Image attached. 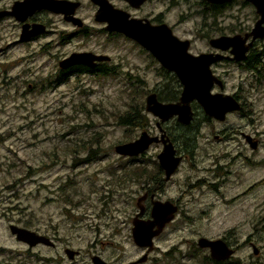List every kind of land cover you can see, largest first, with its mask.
<instances>
[{
    "label": "rangeland",
    "instance_id": "1",
    "mask_svg": "<svg viewBox=\"0 0 264 264\" xmlns=\"http://www.w3.org/2000/svg\"><path fill=\"white\" fill-rule=\"evenodd\" d=\"M13 1L0 0V10ZM71 1L80 2L77 15L92 26L95 10L90 0ZM157 11L172 25L186 6L170 10L167 2L152 3L135 15ZM40 20L73 31L53 14ZM188 31L192 52L204 50L206 44L196 38L193 22L177 33ZM18 35L12 19L0 21V247L17 248L8 222L25 223L32 217L37 226L57 231L72 249L81 251L77 264H90L91 255L108 264L137 260L143 252L133 243L131 221L144 176L156 170L161 145L150 146L136 160L117 155L114 147L134 141L144 130L158 134L154 117L145 111V97L163 84L155 78L158 66L122 37L98 32L91 36L90 31L87 39L75 36L44 53L41 48L55 40L53 35L29 44L18 43ZM81 50L109 56L117 74L81 75L56 84L57 60L51 54L62 58ZM217 72L224 77L222 92H238L251 114L234 113L223 122L205 123L202 109L193 108L197 113L190 129L193 156L165 184L161 199L180 198L181 211L156 239L151 254L156 261L149 264H202L207 252L192 247L200 238H226L237 246L232 264H264V73L259 77L228 66ZM130 106H137L144 117L142 129L117 123ZM164 126L174 144L184 149L187 142L180 135L186 131L175 120ZM238 132L254 137L257 148L251 150ZM68 147L77 151L68 153ZM197 181L217 185L218 191L196 185Z\"/></svg>",
    "mask_w": 264,
    "mask_h": 264
},
{
    "label": "flooded vegetation",
    "instance_id": "2",
    "mask_svg": "<svg viewBox=\"0 0 264 264\" xmlns=\"http://www.w3.org/2000/svg\"><path fill=\"white\" fill-rule=\"evenodd\" d=\"M15 1H22V0H15ZM13 1L12 4L15 2ZM115 10L122 11L125 14H128L129 20H139L142 24L148 23L150 27H158L165 25L171 30V33L174 37H176L179 41L187 42V49L186 52L189 55L192 56H200V55H213V56H219L221 57L219 60L214 61L210 65V70L213 76H215L218 80H220L223 84V90H224V77L223 74L217 72V69L222 66H228V67H236L242 70H245L249 73L255 72L259 77H261L264 73V31L262 32V29H264V22L262 21L264 19V8L259 9L255 4L254 1L257 0H227L220 2L219 0L217 2H210L209 0H145L141 5L137 8L131 6L128 2L125 0H120L121 3H123L122 6H117L113 3L112 0H106ZM77 2V1H74ZM161 2H167L169 3V9H174L175 7H182V5L186 6V12L180 14L178 21L175 24H167L165 15L161 13L160 11L154 12V13H147L142 16L135 15V12H141L142 9H144L147 5H150L152 3L160 4ZM264 2V0H263ZM79 3V7L75 10L73 17L78 20V22L73 21H67L64 19L63 15L50 13L48 11H41L39 13H35L32 17L28 18L26 20V23L30 26L33 24H39L44 27V32L42 34H39L37 36L30 37L26 42H23L24 44H29L31 42H34L36 40H39L41 37L50 36L53 35L55 40L50 44L49 42L45 44L41 51L44 53H49V48L53 45H62L65 43L66 40H71L75 36H80L84 39L89 38L90 31L91 36L92 32H98L101 34H104L108 38H114V37H122L125 40L131 42L134 46H136L141 53L146 54L148 57H151L153 62L158 66V70L155 69V78L159 77V79L163 80V84L158 85L157 87L161 88H155L153 89L146 97H145V107H146V98L150 94H155L157 100L162 103H175L179 100L182 84L179 78L176 76L175 73L168 71L167 69L163 68L161 64L153 57V55L149 52L143 49L140 45H138L135 41L127 38L123 34L117 33V32H110L106 30V23H100L95 20V15L98 10V5L94 4L92 0H90L91 5L94 7V16H93V22L94 24L92 26H89L86 24L85 20L80 18L77 13L78 10L81 9V4ZM12 6V5H11ZM11 6L9 8H4L0 11H8L10 10ZM264 7V6H263ZM230 9H234L232 14H228V11ZM53 14L56 17L59 18L58 21L62 22L65 25L70 26L73 31H70L69 33L65 32V30H59L58 25H52L53 22L45 23V21L40 20V16L46 15V14ZM6 19H12L16 26L19 28V35H18V43L23 44L19 41L21 30H22V23L17 22L14 18L9 16H4L0 18V21L6 20ZM228 20V23L226 21ZM189 21L193 22L195 24V31H196V38L200 40L201 42L206 44V48L201 51L192 52L193 48V41L189 40V31L184 34L180 35L177 33L178 30L184 25H187L189 27ZM259 24V25H258ZM256 25H258V28H260L259 31L252 33L255 29ZM99 26V27H98ZM56 30H55V29ZM188 37H187V36ZM223 37H238V40H235L230 45H223L222 47H215L211 45V41ZM52 41V40H51ZM74 53H90L94 56H104L107 59L104 61H97L93 60L90 65L89 64H74L70 67L66 68H60L59 64L66 58H68L71 54ZM51 56L54 58V60H57V76H56V84L64 83L65 81H68L71 77H79V76H95V77H108L112 76L114 74H117V67H114L113 64H111V58L103 53H98L95 51H75L69 54L67 57L60 58L59 56H55L51 54ZM240 58V59H238ZM259 70V71H258ZM157 71V72H156ZM256 80H258L256 78ZM218 88L216 85H214L212 89V93L214 88ZM219 90V89H218ZM222 90V91H223ZM219 91V92H222ZM223 93V92H222ZM225 94V93H223ZM168 95H172L175 100L166 102L162 101L159 97H166ZM229 95V94H228ZM236 101L239 102L241 105V111L239 112H233L229 113L228 115L237 113L240 116H249L251 114L250 111L246 110V102L243 100V98L239 95V93H233L231 95ZM196 105V103L191 104L193 117L192 121L189 125H182L179 123L176 118H172L170 120H175L177 122V125L183 128L185 131V134L180 135L186 140V145L184 146V149H181L178 147V144L175 143V139L172 138V136L169 134L168 130L165 128V123H161L160 125H157L158 119H155V129L158 132V134H154L148 131H145L148 133L149 136H158L160 137L161 133H165L166 136L170 139V141L173 143L174 148L176 150V156H179L181 158V161L176 169V171L170 176V178L167 180L165 178V172L160 167L158 160L156 163V170L153 175H145V180L143 182V185L141 186L142 193L141 195L136 199V208L137 213L132 218L131 223L133 222L134 218L139 213V206L142 207L143 211L139 215L138 219L142 221H148L151 220V211L153 204L156 202H169L173 207L176 208L175 213L173 214V218L169 223L165 225L162 232L153 239V248L152 250H148V248H139L143 255L140 256L137 260L130 262L135 263L140 259L144 258V261L142 263L137 264H149L151 261L154 262L156 260H153L151 257V254L156 251L155 241L156 239L170 226L176 219V216L181 211V205H180V198L176 200H172L170 198H167L166 200L162 199V194L165 193L164 187L165 184H167L172 177L175 175V173L178 171L181 163L183 161L189 162V158L193 156V151L195 148L194 139H190L193 134H190V129L194 125V122L196 121L197 113L193 110V108ZM195 109V108H194ZM201 109V108H200ZM146 111V110H145ZM148 113V112H146ZM149 114V113H148ZM201 117L203 118L204 122H211L216 121L212 118H209L202 110L200 111ZM151 115V114H150ZM142 116V114H141ZM152 116V115H151ZM153 117V116H152ZM225 117V119H226ZM219 122V121H217ZM238 135L243 138V140L246 142L248 147L251 150L250 143L247 141L246 136H249L252 138L253 141H256L254 137L251 135L244 134L242 132H238ZM193 142V143H192ZM257 142V141H256ZM190 143V144H189ZM156 145V144H153ZM157 145H161L162 150V144L157 143ZM152 146V145H151ZM161 152V151H160ZM146 153V152H145ZM145 153L137 156V157H125L131 160H136L138 157L143 156ZM157 159V157H156ZM246 162H251L247 157L244 159ZM217 171H222L221 167L217 168ZM142 176V175H141ZM139 176V178H141ZM196 185H207L208 187H211L212 190L217 192V185L212 184H205L204 181H197ZM253 188V186L250 187V189ZM142 199L140 203L138 204V200ZM11 227H17L19 229H24L28 231L29 233H33L35 236H30L28 240H19L17 238L16 234L12 233ZM132 229V228H131ZM7 230L9 237L14 241V244L17 248L11 249V248H5L0 247V257L2 255H5V258L0 259V264H77L78 259L81 258V251L74 250L72 247L65 243L64 240L61 239V237L58 235L57 231L50 232L47 227L40 228L36 225V221L32 220V217L30 220H27L25 223L22 221L18 222H8L7 224ZM38 237H41L42 240H39ZM222 240L228 249L233 251V254L223 261H216L210 257V250L208 248H200L198 246V240L193 244V248L196 250L207 252L206 255H204V259H210L213 264H232L231 259L234 258L235 253L237 252L238 247L233 246L226 238H219ZM215 240V239H214ZM137 247V246H136ZM255 247L254 245H251V248ZM256 248V247H255ZM253 251V250H252ZM254 254V253H253ZM255 255V254H254ZM257 255V254H256ZM97 255H91L89 257L90 264L92 263V258ZM189 257V255H188ZM189 260V259H188ZM105 262V261H104ZM106 263V262H105ZM108 264V263H106ZM155 264V263H154ZM234 264H239L238 262Z\"/></svg>",
    "mask_w": 264,
    "mask_h": 264
},
{
    "label": "water",
    "instance_id": "3",
    "mask_svg": "<svg viewBox=\"0 0 264 264\" xmlns=\"http://www.w3.org/2000/svg\"><path fill=\"white\" fill-rule=\"evenodd\" d=\"M131 6L137 8L145 0H125ZM210 2H217L218 0H209ZM227 1V0H219ZM98 5V10L95 15V20L100 23H106V30L110 32H117L123 34L127 38L135 41L146 51H149L153 57L161 64V66L168 71L176 74L182 84L179 100L175 103L159 102L155 94H150L146 98L145 110L153 117L158 119L157 125L165 123L172 118L182 125H189L192 121L193 112L191 108L192 103H196L202 111L209 117L216 121L223 122L229 113L241 111V105L231 95L223 94L222 92L212 93L214 85L220 91L223 90V84L218 80L210 70V65L219 60L221 57L213 55L192 56L186 52L187 42L179 41L171 33V30L165 25L158 27H150L148 23L142 24L139 20H129L128 14L122 11L115 10L106 0H92ZM254 4L259 8H264L263 0L254 1ZM79 7L78 2L71 0H22L15 1L10 10L0 11V18L9 16L14 18L17 22L22 23V30L20 35V42H26L30 37L37 36L44 32V27L39 24L30 26L26 20L32 17L35 13L41 11H48L50 13L63 15L67 21L78 22L73 17L75 10ZM264 22V19L262 20ZM259 25V24H258ZM256 25L253 30L259 31ZM264 29H262V32ZM238 37H223L211 41V45L215 47H222L223 45H230ZM107 58L104 56H94L90 53H74L68 58L60 62V68L70 67L74 64H91L93 60L104 61ZM240 59V58H238ZM252 149L257 148V142L253 141L251 137L246 136ZM160 143L162 150L157 155V160L160 167L165 172V178L168 180L170 176L176 171L181 158L176 156V150L173 143L166 136L161 133L158 136H149L148 133L142 132L140 136L134 141L119 144L114 147V152L122 157H137L145 153L151 145ZM142 199L138 200V204ZM139 213L132 222L131 236L133 243L139 248H148L152 250L153 239L157 237L169 221L172 220L176 208L169 202H156L153 204L151 211V220L142 221L138 217L143 209L139 206ZM12 233L17 235L19 240H28L29 235L35 236L24 229L11 227ZM42 240L41 237H38ZM200 248H208L210 250V257L216 261H223L229 258L233 251L228 249L225 243L220 239L210 240L207 238H200L198 240ZM253 253L256 255L258 250L253 247ZM143 259L135 263H142ZM93 264H106L98 256L92 258Z\"/></svg>",
    "mask_w": 264,
    "mask_h": 264
},
{
    "label": "trees",
    "instance_id": "4",
    "mask_svg": "<svg viewBox=\"0 0 264 264\" xmlns=\"http://www.w3.org/2000/svg\"><path fill=\"white\" fill-rule=\"evenodd\" d=\"M159 98H161L162 101H166V102L175 100L172 95H168L166 97H159ZM143 119L144 117L141 116V114L139 113L137 106L136 107L130 106L127 112H125L123 115L118 116L117 123L120 126H124V127H136V128L140 127L142 129V125L144 124L142 123ZM66 150L68 153L71 154L77 151L76 149L70 147L66 148ZM138 171L139 170H137L135 173H137ZM202 264H213V262L210 259H204L202 260Z\"/></svg>",
    "mask_w": 264,
    "mask_h": 264
}]
</instances>
